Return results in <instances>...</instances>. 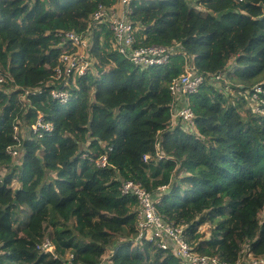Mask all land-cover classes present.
<instances>
[{"label":"trees","instance_id":"1","mask_svg":"<svg viewBox=\"0 0 264 264\" xmlns=\"http://www.w3.org/2000/svg\"><path fill=\"white\" fill-rule=\"evenodd\" d=\"M119 2L0 0V264H63L70 253L80 264H180L134 241L138 205L124 181L166 185L156 210L197 253L263 257L264 116L245 107L255 86L264 101V0H130L133 47L171 49L145 69L118 52L106 22L92 23L99 5ZM87 29L92 65L64 86L52 78L65 49L57 33ZM185 66L203 81L181 103L191 123L172 124L169 85ZM38 117L51 130H29ZM14 126L27 135L14 138ZM46 238L59 258L39 248Z\"/></svg>","mask_w":264,"mask_h":264},{"label":"built area","instance_id":"2","mask_svg":"<svg viewBox=\"0 0 264 264\" xmlns=\"http://www.w3.org/2000/svg\"><path fill=\"white\" fill-rule=\"evenodd\" d=\"M130 0H120L121 8L116 9L106 8L99 5L97 10L92 15V23L106 22L112 31L114 43L118 52L132 62L135 66L145 69L153 65L164 64L170 53L171 49L162 45H150L142 47H133L135 41L134 29L130 20L126 16L129 9ZM91 29H87L85 33H77L74 31H59L57 36L60 38V46H65V49L59 56V62L62 67L57 66L54 69L52 78L60 80L64 78L63 85L68 84L69 76H79L86 72L92 65L90 64L89 51L91 47ZM219 79L220 76L216 75ZM3 78L0 77V82ZM203 78L194 73L192 68L185 66L184 72L170 85L169 90L174 96L176 103L171 104L172 107V120L174 124L179 118L190 124L193 118V112L189 106H182L181 103L186 94L196 92L199 85L202 83ZM255 92H261L259 86L254 88ZM53 98L59 99L62 102L67 100V91L65 89H53L51 91ZM256 94L254 93L250 98L255 102ZM252 111L259 112L257 103L251 105ZM32 132H37L38 129L51 130L49 123H44L41 117H38L35 125H32ZM18 127L14 126V138H17ZM8 153L12 156L18 154L16 147L8 149ZM157 159L163 157V153L156 152ZM148 155L143 156V160L147 161ZM107 157L100 156L96 160L98 166H105ZM155 193L149 192L142 188L139 183L132 181H124L121 184V191L124 194L132 193L137 199L136 211V236L135 241H150L157 248L170 251L177 257L180 264H233L228 261L222 260L217 256L199 254L194 250L193 244L188 241L186 232L183 226L168 223L167 220L160 215L155 207L156 198L165 190L166 185H161L157 188ZM49 241L43 244L45 249L48 248ZM239 257L234 264H264V256L259 258L254 257ZM65 264H74L67 262Z\"/></svg>","mask_w":264,"mask_h":264},{"label":"clouds","instance_id":"3","mask_svg":"<svg viewBox=\"0 0 264 264\" xmlns=\"http://www.w3.org/2000/svg\"><path fill=\"white\" fill-rule=\"evenodd\" d=\"M118 9H121V7H119ZM255 87H257V86H255ZM254 87V88H255ZM261 88V87H260ZM261 92H263L262 91V89H261ZM256 94V100H255V102L257 103V105H258V108L260 109V111L259 112H254V111H252V108H251V105L252 104H254L255 102L254 101H252L250 98L252 97V95L253 94ZM254 93H252V95H251V97H249V104H250V109H251V112L252 113H254V114H257V115H263L264 116V101L263 100H261V99H259L258 98V93L259 92H255L254 91ZM263 106V107H262ZM19 128V127H18ZM32 130V127L31 128H29V130ZM17 135H18V131H17ZM17 149V148H16ZM136 236V235H135ZM47 241H49V244H48V248L47 249H45L44 247H43V244L44 243H46ZM134 241H135V239H134ZM135 242H143V241H135ZM39 248L42 250V251H44V252H49V253H51L55 258H59V254L56 252V250H55V247H54V244H53V242L51 241V239L50 238H46L40 245H39ZM104 258H106V257H104ZM63 264H65V263H67V262H73L74 264H80V263H78V262H75L74 261V256H73V254H67L64 258H63ZM96 264H104L103 262H99V263H96ZM105 264H109V263H105Z\"/></svg>","mask_w":264,"mask_h":264},{"label":"rangeland","instance_id":"4","mask_svg":"<svg viewBox=\"0 0 264 264\" xmlns=\"http://www.w3.org/2000/svg\"><path fill=\"white\" fill-rule=\"evenodd\" d=\"M119 7H122L120 2L118 3V5L116 6V9L119 8ZM120 11H122L120 9ZM91 60H90V64H91ZM229 63L231 64V60L229 61ZM230 92H234L232 90H230ZM237 95V94H236ZM247 100H248V97H247ZM250 100V99H249ZM248 106H250V104L248 103V105L245 107L247 108ZM18 132H20V134H22L23 136H26L27 135V130L26 128H19L18 129ZM19 151V150H18ZM8 171V169H4V168H0V177L3 176L5 174V172ZM12 186L13 187H16L18 186V184L16 182H13L12 183ZM259 219L260 220H263L264 219V212H261L260 215H259ZM212 229V226L211 225H208V224H203L202 226L199 227V232L203 233L204 235V238H208L209 235H210V231Z\"/></svg>","mask_w":264,"mask_h":264},{"label":"crops","instance_id":"5","mask_svg":"<svg viewBox=\"0 0 264 264\" xmlns=\"http://www.w3.org/2000/svg\"><path fill=\"white\" fill-rule=\"evenodd\" d=\"M121 8H123V6Z\"/></svg>","mask_w":264,"mask_h":264}]
</instances>
